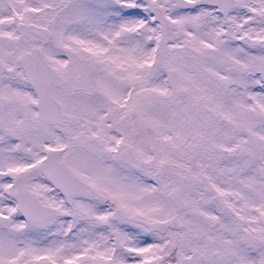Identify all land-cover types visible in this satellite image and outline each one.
<instances>
[{
    "label": "snow or ice",
    "instance_id": "obj_1",
    "mask_svg": "<svg viewBox=\"0 0 264 264\" xmlns=\"http://www.w3.org/2000/svg\"><path fill=\"white\" fill-rule=\"evenodd\" d=\"M0 264H264V0H0Z\"/></svg>",
    "mask_w": 264,
    "mask_h": 264
}]
</instances>
